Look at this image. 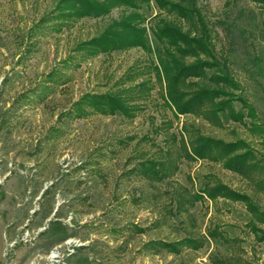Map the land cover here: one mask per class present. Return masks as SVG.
Listing matches in <instances>:
<instances>
[{
    "label": "rangeland",
    "instance_id": "rangeland-1",
    "mask_svg": "<svg viewBox=\"0 0 264 264\" xmlns=\"http://www.w3.org/2000/svg\"><path fill=\"white\" fill-rule=\"evenodd\" d=\"M59 1L0 0V264H213L219 255L238 258L236 264H264V240L251 231L242 202H188L203 182L220 180L264 211V191L247 178L219 162L183 156L162 181L137 169L145 159H164L167 150L180 153L172 137L183 122L225 141L243 138L264 160V75L252 77L241 67L248 54L264 50V8L250 0H198L215 50L241 84L236 92L254 110L245 124L224 119L216 126L190 114L173 116L145 50L88 58L75 50L119 18L123 6L63 21L56 15ZM143 11L147 26L157 13L172 18L154 0ZM136 71L143 74L127 79ZM149 77L153 88L133 101L140 108L132 117L89 106L77 116L74 104L84 94L114 92ZM233 104L246 113L240 101ZM251 122L263 130L252 131ZM179 194L187 210L172 215ZM213 227L221 236L208 237L198 249L156 252L148 244L202 239Z\"/></svg>",
    "mask_w": 264,
    "mask_h": 264
},
{
    "label": "trees",
    "instance_id": "trees-1",
    "mask_svg": "<svg viewBox=\"0 0 264 264\" xmlns=\"http://www.w3.org/2000/svg\"><path fill=\"white\" fill-rule=\"evenodd\" d=\"M250 1L264 8V0ZM154 3L159 12H166L172 18L157 13L154 22L145 25L147 17L143 9L145 5L149 7L150 0H60L56 15L63 21L96 18L108 14L114 7L123 6L125 11L119 18L111 20L96 35L77 43L75 50L82 53L83 58L139 47L151 55L150 67L155 80L161 85L160 96L174 117L190 114L216 126H222L224 119L245 124V116L254 114L253 107L236 92L241 89V84L234 77L228 58L215 50L209 20L202 12L198 0H154ZM261 36L264 39V20ZM262 60L264 50L258 54H248L241 67L252 77L256 73L263 76ZM142 74L136 71L128 75L127 79L133 81ZM152 88L153 82L149 77L122 86L114 92L86 93L74 104L78 109L77 116L88 113L85 106H89L98 113H120L124 117H132L140 108L133 101L147 98ZM234 100L240 101L242 107L247 108L246 113L243 109L235 108ZM250 129L263 130L254 122H251ZM172 138L178 140L180 153L172 156V152L167 150L164 159H145L139 162L137 169L143 176L162 181L178 169V160L183 156L191 161L219 162L223 168L247 178L258 191H264V160L257 157L245 139L225 141L205 135L197 125L187 122L182 123L179 136L173 135ZM181 197L179 194L174 198L170 210L172 215L187 210ZM220 198L242 202L251 216L247 222L251 231L258 240H264V228L259 226H264V211L247 193L235 190L220 180L205 181L196 192L189 193L188 202L192 205L197 200L215 202ZM218 233L221 236L213 227L207 230L202 239L185 236L171 241L153 240L148 244L156 252L165 249L179 253L185 246L200 248L208 237L215 240ZM237 260L232 256L219 255L212 263L236 264Z\"/></svg>",
    "mask_w": 264,
    "mask_h": 264
}]
</instances>
